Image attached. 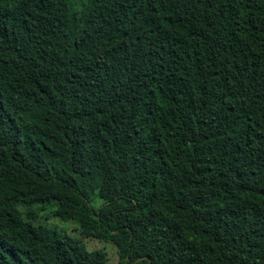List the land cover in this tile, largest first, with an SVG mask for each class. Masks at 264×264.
<instances>
[{
    "label": "trees",
    "instance_id": "obj_1",
    "mask_svg": "<svg viewBox=\"0 0 264 264\" xmlns=\"http://www.w3.org/2000/svg\"><path fill=\"white\" fill-rule=\"evenodd\" d=\"M41 204L119 264H264V0H0V264H106Z\"/></svg>",
    "mask_w": 264,
    "mask_h": 264
},
{
    "label": "rangeland",
    "instance_id": "obj_2",
    "mask_svg": "<svg viewBox=\"0 0 264 264\" xmlns=\"http://www.w3.org/2000/svg\"><path fill=\"white\" fill-rule=\"evenodd\" d=\"M99 204H101V201H97V203H95V205ZM28 209V207H22L23 211H27ZM34 209H36L39 214L38 222H41L49 227L56 228L61 232H66L72 236L82 239L89 250H105L108 255V260L106 264H119L117 246L114 242H107L97 238L85 237L82 234L79 224L76 221H63L60 218L54 216L52 211L55 209V206L53 205H36L34 206Z\"/></svg>",
    "mask_w": 264,
    "mask_h": 264
}]
</instances>
